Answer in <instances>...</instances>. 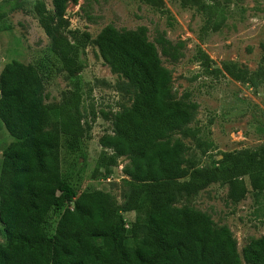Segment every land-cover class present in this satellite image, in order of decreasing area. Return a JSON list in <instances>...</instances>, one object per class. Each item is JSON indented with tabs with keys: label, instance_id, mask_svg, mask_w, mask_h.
I'll return each instance as SVG.
<instances>
[{
	"label": "trees",
	"instance_id": "1",
	"mask_svg": "<svg viewBox=\"0 0 264 264\" xmlns=\"http://www.w3.org/2000/svg\"><path fill=\"white\" fill-rule=\"evenodd\" d=\"M71 2L77 0H52L53 12L37 3L39 24L51 40L50 55L35 65L9 62L0 72V125L13 139L0 164L5 240L0 264H264V236L251 240L240 254L227 226L215 227L207 213L173 206L178 196L197 195L214 183L229 186L232 202L246 196L245 179L256 194L264 192V147L224 153L209 170L195 163L186 168L187 146L168 136L188 134L198 105L174 99L170 71L147 41L145 27L120 31L108 25L95 40L103 61L136 92L132 105L113 115L112 134L100 141L102 148L128 160L126 202L118 209L110 195L97 190L77 194L63 179L62 137L76 141L85 134L81 96L71 92L59 105H47L44 75L57 65L72 76L82 71L78 46L89 35L71 41L64 34L62 20ZM3 3L0 22L6 17L4 5L9 11L22 7L17 0ZM9 29L0 24L1 31ZM157 42L171 61L182 57V43L173 45L163 35ZM128 213L136 214L130 225L133 245L127 241ZM50 215L57 222L48 235L44 223Z\"/></svg>",
	"mask_w": 264,
	"mask_h": 264
},
{
	"label": "rangeland",
	"instance_id": "2",
	"mask_svg": "<svg viewBox=\"0 0 264 264\" xmlns=\"http://www.w3.org/2000/svg\"><path fill=\"white\" fill-rule=\"evenodd\" d=\"M17 1L22 5L19 10L9 11L4 5L6 17L0 24L10 29L0 30V72L9 62L35 65L51 53V40L39 24L35 5L43 2L53 12L52 0ZM62 24L71 41L89 35L78 46L80 73L72 76L57 65L44 75L47 105H59L71 92L81 96L85 134L76 141L62 137L59 148L62 177L77 194L101 191L119 209L130 190V179L123 173L128 160L100 145L103 137L112 134L113 115L130 107L136 95L99 54L95 40L108 25L120 31L145 27L147 41L155 44L162 65L170 71L174 99L198 105L195 120L187 126L188 134L177 131L168 136L187 146L186 168L195 163L197 168L209 170L224 153L264 147V0H77L67 5ZM161 35L173 45L182 43V57L177 62L161 54L157 42ZM12 141L0 125V164ZM245 182L248 191L239 202H232L228 185L214 183L197 195L178 196L173 206L207 213L215 227L227 226L242 254L251 240L264 236V192L256 194L248 179ZM124 217L129 228L127 241L133 245L136 239L130 225L136 214ZM56 222L55 215L45 221L48 235ZM0 242H5L1 224Z\"/></svg>",
	"mask_w": 264,
	"mask_h": 264
}]
</instances>
